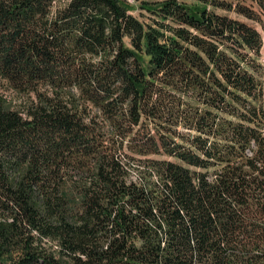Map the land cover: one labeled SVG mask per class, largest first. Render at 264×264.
<instances>
[{"label":"trees","instance_id":"16d2710c","mask_svg":"<svg viewBox=\"0 0 264 264\" xmlns=\"http://www.w3.org/2000/svg\"><path fill=\"white\" fill-rule=\"evenodd\" d=\"M139 1L0 0V264H264V0Z\"/></svg>","mask_w":264,"mask_h":264},{"label":"rangeland","instance_id":"374dc122","mask_svg":"<svg viewBox=\"0 0 264 264\" xmlns=\"http://www.w3.org/2000/svg\"><path fill=\"white\" fill-rule=\"evenodd\" d=\"M131 1H132L133 4H135L134 8H133L131 11H132L136 16H139V17H141V18H144V16H141V15H140L141 11H140V9H139V7H138L140 1H139V0H131ZM189 1H191V0H189ZM218 11H220V12H225V11H223L222 9H218ZM231 14L234 15V16H238V17L241 18V19L246 20V18H245L244 16L238 15L237 13L231 12ZM248 21H249L250 23H252L253 25H255L256 28H258V29L261 31V33L263 34V39H264V23H260V22L254 21V20H248ZM261 61H262V63L264 62V47H263V51H262ZM5 94H6V96H8V98H9L11 101H13V100H14V102H19V101H21V99H19L18 95H16V94H15V91H13L12 89H7V90L5 91Z\"/></svg>","mask_w":264,"mask_h":264}]
</instances>
